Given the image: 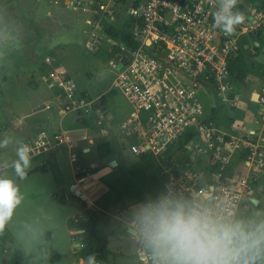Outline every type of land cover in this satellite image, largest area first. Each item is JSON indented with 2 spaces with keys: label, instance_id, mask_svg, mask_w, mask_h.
<instances>
[{
  "label": "built area",
  "instance_id": "obj_1",
  "mask_svg": "<svg viewBox=\"0 0 264 264\" xmlns=\"http://www.w3.org/2000/svg\"><path fill=\"white\" fill-rule=\"evenodd\" d=\"M117 1L63 0V5L68 10L91 12L93 16L106 14L114 21ZM123 5L135 21L133 35L137 45L127 48L106 37V48L118 47L108 59V65L115 71L110 88L120 91L132 107L131 115L120 123L123 134L135 136L129 150L137 156H151L163 162L165 179L160 196L172 194L210 206L228 207L236 216L246 202L251 203L255 189L264 190V134L245 132L238 138L226 136L212 121V114L206 115L198 93L200 88L209 89L225 107H235L238 95L228 64L240 56L239 35L261 22L264 12L241 9L255 21L251 23L245 15L236 34L228 36L212 26L216 0H127ZM101 38L102 35L91 31L86 45L96 50ZM44 62L50 84L59 90L56 103L59 115L97 120L99 105L77 93L74 80L61 69L57 57L50 53ZM255 95L258 124L264 129V85ZM49 107L45 105L46 109ZM192 128L196 139L193 137L179 147L183 134ZM67 141L62 132L53 135L40 132L25 144L31 147L30 155L34 156L55 150ZM235 150L245 153L240 160L245 172L234 178L225 171ZM70 158L74 160V154ZM198 162L204 165L201 172L191 168ZM216 165L218 171H209V167ZM178 167L183 170L176 172ZM77 193L82 195L78 189ZM154 201L121 208L125 233L132 234V220L139 208ZM135 254L141 264H151L137 239Z\"/></svg>",
  "mask_w": 264,
  "mask_h": 264
},
{
  "label": "rangeland",
  "instance_id": "obj_2",
  "mask_svg": "<svg viewBox=\"0 0 264 264\" xmlns=\"http://www.w3.org/2000/svg\"><path fill=\"white\" fill-rule=\"evenodd\" d=\"M45 1L46 0L1 1V3H3V5H0L1 13H6V11H11L15 8V10H19L18 12L23 14V16H31V19H33V17L36 19L33 20L34 22L29 20L23 21L20 18L21 16H17L13 22L3 23L2 21L6 18L4 14L0 13V36L8 34V38H6L4 42H0V139H2L5 134L12 136L15 141L18 139L16 136L17 134L12 131L11 125H9L10 120H16L20 118V116L28 114L30 103L39 100V97L43 94V88L41 86L39 90H35L30 82L35 81V78L38 77L37 73L41 72V74H46L48 66L44 62V56L51 52L57 57L61 69L75 81L78 87H76L77 89L85 91L91 98H95L100 93L103 94L105 103L101 109V114L103 113V115L107 116L108 120L107 123L104 122L101 125L107 127L111 133H117L121 140L119 143H117V140L115 141L116 146L122 150V154L125 157L127 155L132 157L135 154L129 150V145L131 143L129 138L131 137L123 134L120 130L122 115L127 112L131 114L132 107L120 91L110 88V83L115 71L108 65L106 53H102L101 51L96 52L86 45L90 32L95 31L98 35H102L100 44L106 47L107 38L103 35L101 20L103 18L107 19V15L95 14L93 16L91 12L66 9L64 13L60 14L59 21H57L54 26L52 25V28H48V26L44 25L49 19L46 15V10L56 7L52 4H47ZM25 2L27 3L25 4ZM241 6L242 0H239L238 7L241 9ZM31 7L32 10L30 9ZM113 14L115 18L112 23L114 25H121L130 17L126 13V6L123 4L115 5ZM87 20H90V23H88ZM14 34L17 38L13 37ZM250 37L244 35L240 37V40L248 39V43L250 44ZM258 41L260 42L258 50H261L260 53L264 61V30L262 35L258 37ZM252 60L253 65H257L254 59ZM249 80H252V76L250 75L247 77L246 82H242L240 91L238 92L239 108L237 105L233 109H227L221 101H217L219 110L216 117L219 123L226 124L228 121H231L238 127L245 123L246 127L249 129L256 128L257 105L248 101V89L252 86L248 83ZM53 90L56 92L59 91L56 87H53ZM203 90L204 89L200 88L198 93L200 96ZM206 92L208 93V98L213 99L211 91L207 89ZM243 103H246L248 107L245 111L241 110ZM68 124V119H62L61 128L63 133L75 139L85 135L87 130H90L92 128L91 125H93L92 122H86L84 125L72 123L73 127H70ZM219 129L223 130V127L219 126ZM194 131L193 128L187 130L181 139H186L193 134L195 137ZM106 137L107 139L111 138L110 135ZM16 146V144H13L6 149H0L1 161L7 160L11 162L16 159ZM65 147L66 144H62L58 147V149H60L56 158L58 163L57 168L50 164L46 166L44 169L45 171L40 169L38 172L27 176L25 180L18 181L17 184L20 187L21 194H23V196L25 195L24 201L25 203L27 202L25 206L27 210L22 214V206H18L13 214V221L17 223L25 222L26 225L27 223L31 225L35 217L42 220L40 218L42 212H39L40 199L38 196L45 190L42 179H51L52 181L56 179L58 183L60 179H62L64 186L66 188L70 187V161L67 158ZM93 152H95V150L92 148L87 155H93ZM236 153L237 151L230 156V161H232L231 159ZM82 155V153L78 152L75 155L76 159L80 158ZM38 159L39 158H32L31 165H36ZM78 161L79 160H76V162L74 161V164ZM198 164L199 163H194L193 165L196 167L199 166ZM154 165L156 166L155 162ZM118 170L117 168L113 171V175L116 179L109 187L110 190L105 192L104 196L112 194L113 197H117L118 199L123 197L127 199L128 203L126 204L131 206L135 204L134 202L142 203L147 196L152 195L161 188L158 184V180L160 179L158 175L153 174L150 177L147 175L144 179H141L142 183L137 184L135 180L131 179L128 172ZM8 175L12 176L14 179H18L14 177L10 168L8 169ZM53 192L59 195L60 190L54 187ZM254 196L258 197L261 201L256 205L246 202V207L243 208L242 211L237 212L235 218L247 220L255 217L257 213L264 214V194L262 195L255 192ZM79 207L77 203L73 202L69 204L68 207L66 206L59 210L57 217L60 219V226L59 229L55 231L53 244L48 245L47 242H45V245L43 244V241L48 239L47 237L45 240L39 241V243L33 245L32 247L35 248H31L32 250L29 256L32 260H39V264H79L80 258L77 255L78 249L74 247V244L78 242V238L69 234V230L72 229V221L69 219L70 214L77 211ZM17 223L12 225V227L15 225L12 230L16 235L25 237L23 229L20 226H16L18 225ZM118 228L123 230L122 227ZM134 243L135 238L132 234L121 237V251L124 256L120 259L118 264H140L134 254ZM110 247H113L112 244ZM113 260V258H109V260L103 262V264H114Z\"/></svg>",
  "mask_w": 264,
  "mask_h": 264
},
{
  "label": "crops",
  "instance_id": "obj_3",
  "mask_svg": "<svg viewBox=\"0 0 264 264\" xmlns=\"http://www.w3.org/2000/svg\"><path fill=\"white\" fill-rule=\"evenodd\" d=\"M0 0V5H3ZM9 1V0H6ZM49 5H54L56 8H52L50 10H46V15L49 17L48 22L44 25L48 26V28H52V25L54 26L58 19L60 18V14L64 13L66 11L65 6L63 5V0H58L56 3L52 0H46L45 1ZM27 2H25L26 4ZM29 6V5H28ZM248 9L255 8L258 11L264 12V0H242V6L241 9ZM17 9V8H16ZM32 10V7L30 8ZM19 11V10H18ZM14 9L11 11L0 12L1 14H4L3 23H11L14 21L15 17L21 16V20L23 21H33L36 18L33 17L31 19V16H23L20 12H18ZM245 13V12H244ZM250 16V15H249ZM251 17V16H250ZM23 18V19H22ZM251 19H254L251 17ZM250 20L251 23H254ZM38 21V20H36ZM35 21V22H36ZM255 21V19H254ZM34 22V21H33ZM39 22V21H38ZM264 30V18L261 20V22L256 23L255 26L248 29V32H243L238 37V44L240 47V57L243 59L247 65L249 63L248 72L245 74L243 79H240L239 85H235L236 93L238 95V92L240 91L242 82H246L247 77L250 75L252 76V80H249L248 83L252 85L248 89V101L255 103V91L258 90L261 86L264 85V61L262 59V54L260 53L261 50H258L260 47V42L258 41V37L262 35ZM247 35L251 36V43H248L247 40H240V37ZM13 37H16L14 34ZM8 38L7 35H1L0 36V42H4ZM17 38V37H16ZM51 53V52H50ZM47 53L46 55L50 54ZM45 55V56H46ZM44 56V57H45ZM252 59L256 62L257 65H253ZM261 62V63H260ZM61 66V65H60ZM37 76L35 78L34 82H30L32 87L36 90H39L40 86L43 88V94L41 97H39V100L30 103L29 106V113L25 116H20V118L16 120H22L23 123L19 127L13 126L12 121L10 120V127L12 128V131L17 134V140L18 143H28L32 139H34L40 132H45L47 135H53L55 133L62 132L63 130L61 128V121L62 119H68L69 120V126L73 127V124H86V122H92L93 125L90 130H87L86 134L83 135L81 138L75 139L74 137H71L69 135H66L67 138V144H66V154L67 158L70 161V167H69V174H70V187L66 188L64 186V183L62 182V179H60L59 183L56 182V179L52 181L51 179H42V183L45 186V190H43V193L38 195L40 199V206H39V212H42L40 214V219H37L36 217L33 220V224L25 222L17 223L13 220H11L5 227L3 233H0V238L6 241V248L7 253L16 258L17 262L16 264H39V260H32L30 256V252L32 249H34L32 246L39 243V241L45 240V238L48 237L45 241H43L44 245L45 242L48 243V245H52L53 239H55V231L59 229L60 226V219L57 217L59 214V210L62 208L68 207L69 204L77 203L80 207L77 209V211L72 212L73 214H70L69 219L71 221L75 220L77 217H82V209L80 202L77 201V199H81L86 203V206L94 207L98 209L101 213H103V218L99 220L97 227L101 230H103L108 235V249H109V256L106 261L109 260V258H113L114 264H118L120 259L124 256V254L121 251V237L125 235H129L124 232V222L122 221L120 217L119 211L121 208H126L129 205L126 204L127 199L125 198H117L113 197L112 194H108L107 196H104L105 192L107 190H110L109 187L111 184L115 181V176L113 175V171L115 169H119L118 171H126L129 173L131 179L135 180V182L138 184L142 183L141 179H144L147 175L149 177L153 174L158 175L160 178L158 180V184L161 188H159V191L154 192L152 195L147 196V198L143 201H148L152 199L155 195H160L164 188V177L162 176V168H163V162L158 158L148 157L149 161L144 162L141 158V156L133 155L132 157L127 155L126 157L122 154V150L119 149V147L116 146V140L117 143L120 142V137H118L117 133L113 134L109 131V129L103 125L102 123L106 122L108 120V117L101 114V109L105 103V98L103 103L101 104L99 101V98L103 96L102 93L98 94L95 98H92L96 101V104L99 105V111L100 115L96 119L93 118H84L78 115L74 114H67V115H59L57 111V97L58 92L53 90V86L50 84L47 73L41 74V72L37 73ZM75 82V81H74ZM77 87V85H76ZM78 88V87H77ZM76 88V91L78 94L84 95L86 97L91 98L85 91L79 90ZM207 89L203 90L202 93V99H203V105H204V111L206 115L209 113L212 114V110L216 109L218 112L219 106L217 105L216 97L213 95L212 91L211 94L213 96V99L208 98V93L206 92ZM204 94V95H203ZM215 102V103H214ZM45 105H49L50 107L48 109L45 108ZM238 105L239 102L237 99L235 107ZM233 107V108H235ZM227 108V107H226ZM232 108V109H233ZM247 104L243 103L241 110L245 111L247 109ZM229 109V108H227ZM258 106L256 107V114L257 119L255 120V124L257 125L255 129L246 127L245 123L242 124V126H237L233 124L231 121H228L226 124H221L217 121L218 127H223V130H221L223 133L226 134V136H232L235 138H238L241 136V134L245 132H253L254 134H264V129L258 124L259 116L257 113ZM217 114V113H216ZM130 112H127L126 114L122 115L121 121L126 120L130 116ZM89 119V120H87ZM91 120V121H90ZM228 120V119H227ZM111 133V134H110ZM107 135H110L111 138L107 139ZM131 138H129L131 141L130 144L136 141L135 136L128 135ZM193 135L188 136L186 139H181L178 142V146L181 147L183 143L189 141L190 139H193ZM194 139H196L194 137ZM115 142V143H114ZM100 143H107L109 152L103 157H99L97 146ZM94 149L95 152H93V155L88 156L87 154L91 151V149ZM60 149V148H59ZM59 149L51 150L48 152H44L38 155L32 156V158H39L36 165L31 166L28 176L32 173L38 172L40 169L45 171L47 165H53L55 168H57V154ZM80 152L83 155L80 158L76 159V154ZM70 154H74V160L70 158ZM232 161L228 164V174L232 175V177H237L240 175V173L245 172V167L241 163V157L239 156V152L233 155ZM2 159L0 158V161ZM79 160L76 164H74V161ZM73 162V163H71ZM154 162L156 163V166L154 165ZM199 163V162H198ZM199 166L191 167L196 172H201L204 169L203 163L198 164ZM182 167H178L176 169L177 171H182ZM210 171V170H209ZM227 172V171H226ZM20 181L19 179H16V183ZM51 184V185H50ZM50 185V186H49ZM57 188L60 190L59 195L55 194L53 192V189ZM77 189L81 192L82 195H78ZM112 189V188H111ZM21 191V190H20ZM258 192L259 194H264V190H254V193ZM253 198L257 200V204L259 203V198L254 196ZM23 195V194H22ZM75 197V198H73ZM252 198V199H253ZM25 195L24 199L20 205L22 214L26 212L27 208L25 207L27 205V202L25 203ZM119 201V202H118ZM30 202V201H29ZM142 202V203H143ZM135 204L132 205H141L139 202H134ZM127 205V206H126ZM19 207V208H20ZM23 216V215H22ZM48 217V218H46ZM51 218V219H49ZM104 220L106 222H104ZM14 223H17L20 226L25 234L24 236H18L15 234V232L12 230ZM72 229L69 230L70 235L76 236L75 233L78 231L74 228V225L71 224ZM118 227H122L123 230H120ZM35 235L34 240H29V237L32 235ZM113 240V241H112ZM112 241V243H111ZM112 244V248L110 247ZM136 245V238L134 246ZM32 248V249H31ZM28 252V253H26ZM135 254V250H134ZM114 256V257H112ZM136 256V254H135ZM137 257V256H136ZM138 259V258H137ZM81 259H79L80 264ZM139 261V259H138ZM140 262V261H139ZM98 264H103V262H98ZM141 264V263H140Z\"/></svg>",
  "mask_w": 264,
  "mask_h": 264
},
{
  "label": "clouds",
  "instance_id": "obj_4",
  "mask_svg": "<svg viewBox=\"0 0 264 264\" xmlns=\"http://www.w3.org/2000/svg\"><path fill=\"white\" fill-rule=\"evenodd\" d=\"M239 0H216L213 28L225 35L236 34L246 17ZM13 126L22 120H13ZM16 144V159L0 161V233L12 220L24 196L16 179L23 181L31 168L32 149L5 134L0 149ZM132 235L146 251L151 264H264V214L237 219L228 207L210 206L200 201L178 198L172 194L142 205L132 220ZM35 235L29 237L34 240ZM80 264H98L95 254Z\"/></svg>",
  "mask_w": 264,
  "mask_h": 264
},
{
  "label": "trees",
  "instance_id": "obj_5",
  "mask_svg": "<svg viewBox=\"0 0 264 264\" xmlns=\"http://www.w3.org/2000/svg\"><path fill=\"white\" fill-rule=\"evenodd\" d=\"M126 1L127 0H118L117 5L124 4ZM101 25L103 28V34L106 37L113 39L118 44H122L127 48H133L137 45V41L133 35V30L135 28V21L133 18L129 17L121 25H114L112 21L108 20V18H103L101 20ZM117 49V46H113L112 50H108L106 47L100 45L95 51L106 53L108 59H110L112 53ZM228 71L234 84L238 86L240 79H243L245 74L248 72V65L239 56L228 64ZM104 98V96L99 98L101 104L103 103ZM216 113V109L212 110V121L215 123H217ZM97 150L99 157L105 156L109 152L108 144L100 143L97 146ZM244 154V152H241L239 153V156L243 157ZM148 157L150 156H141L144 162L149 161ZM209 170L216 172L218 171V166L209 167ZM226 171V174H228V167L226 168ZM159 197L160 195H155L152 199L157 200ZM75 199L80 202L82 209V218L77 217L72 221L74 228L78 231L75 234L78 238V242L80 243L77 255L80 259H84L90 254H95L98 262H104L110 254L108 249V235L97 227L99 220L103 218V213L94 207H87L83 200L77 198ZM104 222L106 221L104 220ZM16 262V258L7 253L6 241L0 238V264H16Z\"/></svg>",
  "mask_w": 264,
  "mask_h": 264
},
{
  "label": "water",
  "instance_id": "obj_6",
  "mask_svg": "<svg viewBox=\"0 0 264 264\" xmlns=\"http://www.w3.org/2000/svg\"><path fill=\"white\" fill-rule=\"evenodd\" d=\"M249 19H251V17L249 16V14L247 12L244 13ZM252 22H254V19H251ZM119 66V65H118ZM251 203L256 205L257 204V200L256 199H251ZM128 231H131L130 229H128ZM74 247H77V249L80 247V243L77 242L74 244Z\"/></svg>",
  "mask_w": 264,
  "mask_h": 264
}]
</instances>
